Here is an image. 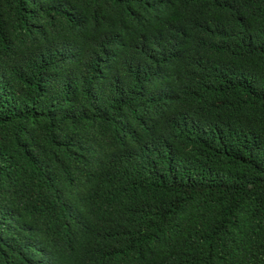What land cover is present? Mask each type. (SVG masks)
Instances as JSON below:
<instances>
[{
    "label": "trees",
    "instance_id": "16d2710c",
    "mask_svg": "<svg viewBox=\"0 0 264 264\" xmlns=\"http://www.w3.org/2000/svg\"><path fill=\"white\" fill-rule=\"evenodd\" d=\"M0 264H264V0H0Z\"/></svg>",
    "mask_w": 264,
    "mask_h": 264
}]
</instances>
